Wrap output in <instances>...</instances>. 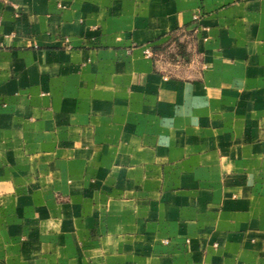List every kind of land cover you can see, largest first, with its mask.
Masks as SVG:
<instances>
[{
  "label": "crops",
  "instance_id": "crops-1",
  "mask_svg": "<svg viewBox=\"0 0 264 264\" xmlns=\"http://www.w3.org/2000/svg\"><path fill=\"white\" fill-rule=\"evenodd\" d=\"M0 18V264H264V0Z\"/></svg>",
  "mask_w": 264,
  "mask_h": 264
},
{
  "label": "built area",
  "instance_id": "built-area-1",
  "mask_svg": "<svg viewBox=\"0 0 264 264\" xmlns=\"http://www.w3.org/2000/svg\"><path fill=\"white\" fill-rule=\"evenodd\" d=\"M0 28H1V18H0ZM197 31H198V28L194 29V30H193V33L196 35V34H197ZM168 52H171V50L168 51ZM144 53H145L146 55H148V56H153V55H155V52H154L153 49H152L151 47H149V46H147V47L144 48Z\"/></svg>",
  "mask_w": 264,
  "mask_h": 264
}]
</instances>
